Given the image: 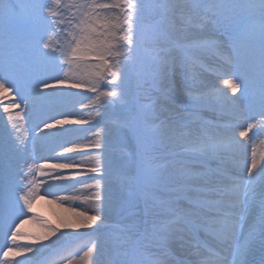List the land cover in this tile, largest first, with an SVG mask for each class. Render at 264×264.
<instances>
[{
  "label": "snow or ice",
  "instance_id": "obj_1",
  "mask_svg": "<svg viewBox=\"0 0 264 264\" xmlns=\"http://www.w3.org/2000/svg\"><path fill=\"white\" fill-rule=\"evenodd\" d=\"M145 7L160 19L142 30L140 21ZM193 7L200 5L191 3V0H151L147 5L142 0H22L20 4L10 0L0 3V29L6 20L14 18L35 38V47L29 59L20 62L0 57V73H3L0 74V101L8 94L14 97L10 106L3 107V112L11 113L21 104L28 109L30 102H48L53 97L64 95V90L68 89L72 96L89 101L80 102L81 110L91 108L99 115L101 107L121 102L126 69L135 57L140 39L150 33L153 44L166 42L173 14ZM237 7L248 9L252 17L238 25L242 40L236 45L237 55L223 57L230 69L217 73L224 87H214L208 95L231 101L235 96H229V91L243 95L249 91L250 85L254 89L258 81L259 119L235 110L234 121L244 119L246 126L234 122L231 125L234 134L226 141L195 145L188 155L197 163H202L201 158L208 154L242 148L251 140L249 133L256 134L254 129L264 131V0H247L243 5L212 0L207 10L233 26L238 22L229 13ZM188 22L191 23V20ZM209 46H214V42L195 41L184 45L185 48ZM169 51L154 48L153 58L165 64L166 56L161 53L167 54ZM51 67H59L63 76L47 77L46 70ZM15 97H19V102ZM203 100V96L193 95L191 104L198 108ZM24 115L27 116V112ZM14 119L23 120L24 117L16 112L15 117L9 115L10 121ZM249 119L252 122H247ZM90 124L89 119L71 118L70 114L64 113L62 118L53 116L42 120V127L38 125V135L46 140H55L57 132L71 136L81 130L90 131L80 127ZM131 125L129 121L123 126ZM11 127L16 129L17 124L12 122ZM236 129L241 130L236 133ZM103 131L100 128L92 131L95 139L91 141L86 137L83 142L65 139L58 145V150L53 148L54 156L45 158L46 161L56 162L26 164L18 180L13 172L12 156L27 149V135L17 137L12 146L0 145V227L7 229L5 235L11 241L0 256V264H28L30 257L49 253L66 236L97 231L103 220L106 200L102 194V180L106 172L102 159L106 148L102 142ZM137 140L145 149L152 146L143 136H138ZM93 150L97 154L93 155ZM171 155L173 159L169 164L160 167L174 169L166 182L173 185L171 191L177 194L178 199L186 200L192 209L184 215H178L176 209H168L176 216L172 223L177 225V237L191 239L203 233L211 236L223 250L222 256L213 252L214 259H202L200 264H248L247 256L257 235L264 241V192L257 198L255 188L257 180L264 184V158L258 161L253 151L250 165L246 168V179L234 180L231 186L224 187L212 185L206 174L190 169V161L184 159L186 153L174 152ZM155 172L156 169L147 163L142 165V175L146 180H156ZM190 193L195 195L190 197ZM48 195L54 196L61 205H68L59 222L53 226L46 219L33 214L29 219L37 221L45 231L34 237L30 245L17 244L20 228L28 222L23 218L35 212L38 199L42 200ZM242 206H254L259 211L243 241ZM17 220L19 223H16ZM100 247L97 240H90L82 254L65 257L66 264H96ZM197 247L208 249V243L203 241ZM17 255L24 257L23 261L16 259ZM111 264L159 262L145 259L142 246L136 241L126 251L117 253Z\"/></svg>",
  "mask_w": 264,
  "mask_h": 264
},
{
  "label": "bare ground",
  "instance_id": "obj_2",
  "mask_svg": "<svg viewBox=\"0 0 264 264\" xmlns=\"http://www.w3.org/2000/svg\"><path fill=\"white\" fill-rule=\"evenodd\" d=\"M10 2V0H0V2ZM14 4L22 3V0H11ZM186 9L177 11L173 14L172 17V27L169 30V39L174 45L168 50H170L167 54L163 53L161 55L166 56V63L161 64L158 60H156V69L155 72H161V81L159 89V112L161 114L164 113H176L179 111V108L192 106L191 102H188L185 98V95H188V90L183 89L184 96H172L174 93L170 92L173 86H176L180 83L177 75L182 77L181 85H184V71L180 69L181 60L176 57V48L178 47L176 29L178 24H185L188 29L187 39L190 42L193 41H203L207 39V27L200 23H194L191 16H188L187 13H183ZM191 20V23L188 21ZM7 37L4 33V29H0V40L4 42L13 43L11 38L4 39ZM3 39V40H2ZM0 41V43H1ZM29 44H25L23 48V53L26 55L30 49H28ZM234 49V48H232ZM222 57L223 55L220 54ZM235 56L236 52H231L225 56ZM216 59V58H215ZM214 59V60H215ZM26 60L25 56H21L18 58V61L23 62ZM213 59H211L212 61ZM206 66L207 69H211V71L220 72L219 66L210 61H206L203 65ZM226 70H230L228 67ZM225 70V71H226ZM47 77H55V76H63V73L60 72L56 68H48ZM206 74V73H205ZM207 76V74H206ZM44 77V78H47ZM184 78V79H183ZM16 82V81H15ZM207 88L203 91V103L198 108H205L208 113H217L221 116L220 119H216L214 117H209L207 120L211 122H216L220 124H230L234 122H241L244 119H240L238 121H234L233 113L235 110H240L244 112L249 117H255L258 119L259 108L255 105L253 110L254 102L251 99H247L244 97V101L240 104L237 102L239 96L235 95V99L229 102L225 101L223 103L222 100H219L215 97H212L209 94L212 89L210 86H206ZM123 92H126L123 86ZM15 91V89L13 90ZM243 91V90H241ZM65 94L61 96L53 97L48 102H30L28 109L23 107V104L19 108L12 109L11 113H4L3 107L10 106V101L13 99L12 94L6 95L3 101H0V145H14L17 137L23 138L25 134L28 137V140L25 141L27 144V149L22 150L18 153H13L12 156V168L15 174V178L19 179V173L22 169H25L26 164H33L35 162L39 163H54L55 160H45V158L52 157L55 153L52 151L53 148H57L58 145L63 143L65 139H78L83 142V139L86 137L87 140H94L95 137L91 135L92 131H95L97 128L103 129L102 134V142L106 145H115L114 147L104 149V154L102 159L106 164V172L102 180L103 184V195L105 196V205L102 212L103 220L101 222L100 227L95 232H91L90 230L87 232H82L79 235H70V237L66 236L61 241H59L56 245H54L49 253L37 257H30L28 264H52L55 261H60L65 259V257L74 254L80 253L82 254L83 250H86L85 245L89 243L90 240H97L100 244V252L96 257V264H111L113 257L119 253V249L121 248V243H125L124 240L129 236L128 234H122L116 231L117 222H121L123 225L121 227H125L129 229L134 224L135 221L134 213L136 211V199L134 200L131 195V191H129L128 185L129 180L127 176H130L131 168L128 164L127 160L123 157L122 153L126 151L128 146V138L126 137L123 131L122 121L118 119L108 118L110 116H121L126 117L128 109L124 105L120 103L109 104L103 106L99 109L100 114L97 115L96 111L93 109H84L81 110L80 102L88 103L89 101L85 100L83 97H74L70 94L71 90L65 89ZM230 94V93H229ZM231 96V95H229ZM17 102H19V97H15ZM187 105V106H186ZM193 107V106H192ZM19 112L21 116L24 117L23 120H15L10 121L9 115L15 117V113ZM27 112V116L24 113ZM67 113L70 114L71 118L78 119H89L91 124L103 119V122L93 126L90 132L79 131L77 133H73L71 136H61L62 133L57 132V139L55 140H46L41 138L38 133L40 132L41 121L51 117L53 115H60ZM190 115L183 117V120L189 118ZM252 121L251 119L247 120ZM15 122L17 124V128L13 129L11 127V123ZM183 124H180L176 120L165 121L164 125L167 128L166 140L170 147V150L173 152V147L176 144L182 142H191L193 144H197L199 138H202L203 135H207L208 133L204 130L200 129L199 125H186L183 121H180ZM245 122V120H244ZM23 124V127L20 125ZM40 125V127H38ZM76 127V126H73ZM252 133V132H251ZM248 145V143H247ZM246 144L242 148H233L235 155L239 156L237 158V163L233 165H229L230 168H235L236 174L232 173H223L221 175L212 176L211 173H204V170L200 171L201 173L206 174L209 182H228L231 186L234 180L238 179H246L247 172L246 168L250 165L253 152L250 150L249 146ZM249 148V149H248ZM222 154H231L229 151H221ZM93 155L97 154L95 150H93ZM256 159L260 161L262 157H257ZM168 161L171 159L168 158ZM169 161V162H170ZM225 165V164H224ZM228 165V164H227ZM222 166V164L220 165ZM197 171V170H195ZM162 178L161 181L164 184V191L159 199V207L158 211L161 209V212L165 217H161L165 222L162 228L158 231L161 232V237L164 242V246L167 250V254H163L159 264H186L184 262V258L186 254L179 253L177 256L173 255V247L181 249L185 245L192 244L193 238L188 239H179L176 234L177 225L172 222L176 219V216L172 214L168 209H173V207L169 208L167 199L173 200V203L176 207L179 205L178 215H184L185 213L191 211L189 204L184 199H178L177 194L171 191L173 187L170 183L166 182V178L173 173L172 170L167 168H162ZM91 182V181H89ZM257 193V192H256ZM43 194V193H42ZM63 195L65 193H59ZM190 197L195 194H188ZM49 201H52L51 203ZM183 202H185L183 204ZM35 212L29 213L28 217H24L23 219L28 220L27 223H24L20 228L21 235L17 238V244L20 245H30L33 241V238L42 234L45 229L40 225L37 221L29 219L33 214L40 217L41 219H46L49 223L55 226L61 217L64 214V209L68 207L67 204L61 205L58 201L55 200V197L52 195L45 196L44 199H38L35 202ZM157 211V208H155ZM166 209V210H165ZM175 209V208H174ZM165 210V211H164ZM91 214V213H90ZM240 215L243 217L241 223L244 225L243 228V236L241 240L247 237L249 229L253 226L256 221L254 217H258L259 212L255 211L253 207H241ZM249 218V219H248ZM253 219V223H249V220ZM19 223V220L16 221ZM248 224V226H246ZM165 226H167L165 230ZM7 231L6 228L0 227V250L6 251L7 248L11 245V241L8 239V236L5 235ZM63 231V230H62ZM10 235V233H9ZM129 238V237H128ZM54 239V238H53ZM199 241H207L208 247L213 245L212 252H215L216 255L222 256L223 250L219 248L218 244L213 240L211 236L205 235L203 233L198 234ZM263 241L257 235L255 242L252 244L249 254L247 256L248 264H264V250L260 249ZM120 247V248H119ZM193 247L190 252L195 261L194 264H200L202 259H214L213 253L208 251L206 248H199L196 244H193ZM103 249H107L111 251L110 256H106ZM182 250V249H181ZM12 254H10L11 257ZM176 255V253H175ZM181 255V256H180ZM18 260L23 261L24 257L17 255L15 257ZM51 259V260H49ZM49 260V261H47ZM66 264V261L61 263Z\"/></svg>",
  "mask_w": 264,
  "mask_h": 264
},
{
  "label": "rangeland",
  "instance_id": "obj_3",
  "mask_svg": "<svg viewBox=\"0 0 264 264\" xmlns=\"http://www.w3.org/2000/svg\"><path fill=\"white\" fill-rule=\"evenodd\" d=\"M211 2L212 0H191V3L200 5V7L186 9L183 13H187L188 16H191L194 23H200L207 27L208 37L203 41L214 42V46L203 48H185L184 45H188L191 43L190 40L188 41V39L186 38L188 35V29L185 26L187 25L178 24V27L176 29V38L178 42V47L176 48V57L181 60L180 69L185 73V80L184 85H181L182 77L180 75H177L180 83H178L176 86H173L170 92L174 93L172 96H184L185 94L183 89H187L189 93L187 96L185 95V98L188 102H191V97L193 95L203 96V91L205 88H207L206 86H210L211 88L224 87L222 80L218 78L216 72L207 70L206 66L203 65L206 63V61L214 62L218 66L222 67L221 69L224 71L227 66L225 65V63L222 64L218 60H224L223 57L227 54H230L231 52H236L237 54L236 45L239 44L242 40V37L240 35V27L238 25L239 23L247 22L252 17V13L248 9L244 7H237L232 12H230L229 15L234 16L238 23L236 25L229 26L228 21H225L223 18L214 17L207 10V5ZM226 2L236 5H243L247 2V0H226ZM4 3L8 2L5 1ZM142 3L147 5L151 3V0H142ZM159 19L160 17L157 16L151 9L145 7L141 14L140 27L142 30L146 29V25L155 23ZM3 29L5 35H7V37H5L4 39L11 38L14 42L10 43L0 40V57L16 61H18V58H21V56H25L26 59H29L31 50L35 47V38L30 33L25 31L21 27L19 21L14 18L6 20L4 22ZM27 43L29 44L28 49L30 50L25 55L23 53V48ZM173 45L174 44L170 42V39H168L166 42L153 44L150 38V33L140 39L135 57L132 63L129 64L126 69L125 81L123 84L126 92H123L122 100L121 102H119L120 104L127 107V115L126 117H108L122 121L123 125L129 121L132 122L131 127L123 126V131L128 138V146L126 148V151L123 152L122 155L127 160L131 168L130 176H127L129 180L128 188L129 191L132 192V198L134 200L136 199L137 206L134 213L135 221L133 222L134 224L132 225V227L127 229L125 227H121L123 225L121 222H117L116 231L125 235H129V238L127 237V239L124 240L125 243H121L122 246L121 248L119 247V253L126 251L136 241H139L142 246V250L145 253V259L158 262H160L163 254H167V250L160 235L161 232L158 231L165 224V222L162 220V218L165 217L164 214L161 212V209L158 211L159 207L161 206V204H159V199L162 195V192L164 191V184L161 181V170L163 167L160 166L169 164L170 160L168 161L167 159H173V156L171 155L172 153L184 152L186 153L184 159L190 161L188 167L193 171L197 170V172H200L201 170H204V173H211L212 176L221 175L223 173L236 174L237 170L228 166L230 164H236V157H239L235 155V152L232 149L230 150L232 152L231 154L224 155L221 152L208 154L207 156L201 158L202 163L195 162L194 158L191 155H188V153L191 152V149L197 144H201L204 142H223L234 134L233 128L231 127L232 123L220 124L207 120L209 117H214L215 120H222L220 119L221 116L219 114L208 113L203 107L194 108L187 105V107L179 108V111L176 113L161 114L159 112L160 103L158 98V87L160 86L162 75L160 71L155 72L156 59L153 58V49H168ZM220 54H222L223 57ZM211 59L213 60L211 61ZM53 68H56L60 72H62L59 67ZM205 73L207 74V76ZM229 93V95L231 96L238 95L239 98L237 102H239L240 104L244 101V97H246L247 99H251L254 102V105H256L257 107L259 105L258 81L255 84L254 89L253 86L250 85L249 91L244 92L243 95H241V92L232 94L229 91ZM223 103H225V101H223ZM188 115H190L188 119H182L183 117H186ZM53 116H55L56 118H62V116L60 115ZM169 120H176L180 124H183L180 122L183 121L186 125H199L200 129L204 130L208 134L203 135L202 138H199V141L196 142L197 144H193L191 142H182L176 144L173 147L172 152L166 140L167 128L164 125V122ZM101 122H103V119H100L93 124L80 127L82 129L91 130L93 126H96ZM239 123L246 126L244 120H241V122ZM239 130L241 129H236V133H238ZM254 132L256 133L255 135H253V133L251 132L249 133L251 140H249L247 142L248 145L247 143L246 145L247 147L249 146V148H251L250 150L252 152L255 151L257 157L264 158V131H260V129L257 128L254 129ZM61 136L63 137L64 135L62 134ZM138 136H143L148 142L152 144V146L148 149L142 147L137 140ZM114 146L115 145H106L105 149L108 150L109 148ZM145 156L147 157L146 161ZM144 163H147L152 168L156 169V180L149 181L144 178V176L142 175V165ZM221 164L222 166H220ZM168 169L174 172V169L172 167H168ZM210 183L214 186L227 187L230 185L226 181ZM255 188L257 192V198H259V194L261 192H264V184H262L261 181L257 180ZM166 202L168 203V206L166 207H173V209L175 208L177 212H179L178 207L181 204L177 203L178 207H176L173 203V200L167 199ZM184 203L185 202H183V204ZM155 208H157V211ZM253 208L255 209V211H258L257 207L253 206ZM254 218L256 220V217ZM253 221V219H250L248 224L253 223ZM248 224H246V226H248ZM68 237H70V235ZM193 241L194 242L192 244L181 247L182 250L173 247V255L177 256V254L179 253H184L188 258H184V262L186 264H194L195 261L193 260L190 250L194 248L193 244H196L197 246V244L201 243L202 241H199L198 236L194 237ZM211 247H213V245H210L209 248ZM260 249L264 250V241ZM103 250L106 256L109 257L111 251L107 249ZM1 254L2 251L0 250V255ZM65 261V259H62L60 261H55L52 264H61Z\"/></svg>",
  "mask_w": 264,
  "mask_h": 264
}]
</instances>
